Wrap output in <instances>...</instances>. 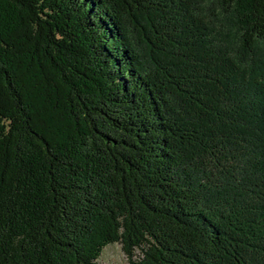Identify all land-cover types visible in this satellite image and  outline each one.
<instances>
[{
    "label": "trees",
    "instance_id": "1",
    "mask_svg": "<svg viewBox=\"0 0 264 264\" xmlns=\"http://www.w3.org/2000/svg\"><path fill=\"white\" fill-rule=\"evenodd\" d=\"M264 264V0H0V264Z\"/></svg>",
    "mask_w": 264,
    "mask_h": 264
},
{
    "label": "rangeland",
    "instance_id": "2",
    "mask_svg": "<svg viewBox=\"0 0 264 264\" xmlns=\"http://www.w3.org/2000/svg\"><path fill=\"white\" fill-rule=\"evenodd\" d=\"M101 264H123L126 257L121 249V245L117 242L107 244L101 251L98 258Z\"/></svg>",
    "mask_w": 264,
    "mask_h": 264
}]
</instances>
